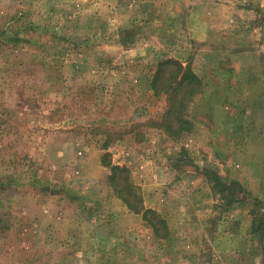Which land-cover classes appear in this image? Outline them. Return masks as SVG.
<instances>
[{
  "label": "rangeland",
  "instance_id": "374dc122",
  "mask_svg": "<svg viewBox=\"0 0 264 264\" xmlns=\"http://www.w3.org/2000/svg\"><path fill=\"white\" fill-rule=\"evenodd\" d=\"M165 58L204 83L187 131L164 128L149 86ZM105 152L166 220L159 234ZM253 223L264 0H0V264H264Z\"/></svg>",
  "mask_w": 264,
  "mask_h": 264
},
{
  "label": "trees",
  "instance_id": "16d2710c",
  "mask_svg": "<svg viewBox=\"0 0 264 264\" xmlns=\"http://www.w3.org/2000/svg\"><path fill=\"white\" fill-rule=\"evenodd\" d=\"M203 84L201 77L195 73L189 64L183 65L181 61L174 58H165L157 63L149 86L155 94H166L168 108L165 115L162 116V123L168 132L172 133L175 130V123L180 126L181 131L188 130V121L181 116V112L185 108V103L191 101L197 93L202 91ZM107 145L108 143L105 141L104 148ZM109 155L108 152H105L101 157V162L111 169L110 184L126 206L136 213H141L142 218L151 224L155 233L159 234L157 225H161L164 229L166 220L155 209L144 206L141 194L136 192L135 187L129 181L127 167L112 165ZM120 179L126 185L118 186ZM258 225V223H253L251 227V232L257 233V235L264 231V227Z\"/></svg>",
  "mask_w": 264,
  "mask_h": 264
}]
</instances>
